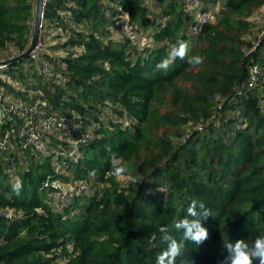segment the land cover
Here are the masks:
<instances>
[{
    "label": "trees",
    "instance_id": "trees-1",
    "mask_svg": "<svg viewBox=\"0 0 264 264\" xmlns=\"http://www.w3.org/2000/svg\"><path fill=\"white\" fill-rule=\"evenodd\" d=\"M149 1L156 11L148 0H46L42 31H63L68 55L57 63L42 52L37 60L29 57L0 70L5 95L18 103L42 100L44 110L66 115L79 132L96 135L81 145L77 162L65 159L61 169L75 180L51 162L64 158L0 157V264H155L167 247L160 227L183 243L182 258L189 264H221L229 242L251 243L264 234V81L249 84L250 68L264 65V37L248 54L244 47L252 45L242 39L251 27L245 18L264 0H199L196 12H210L208 6L216 4L221 9L195 36L189 33L194 15L185 12V0ZM124 13L136 35L150 31L152 45L140 48L130 37L115 38L112 31ZM35 18L36 0H0V58L1 51L13 50L8 60L27 51ZM177 40L188 43V56L176 59L166 73L156 71ZM195 55L202 63L189 64ZM41 60L52 64L54 78L41 72L31 85L29 70ZM4 76L21 81L24 90L16 91ZM105 112L116 116L108 125ZM198 121L203 129L195 125L181 141L180 131L168 129ZM12 125L8 120L3 129ZM61 143L54 137L48 147ZM113 153L128 165L127 187L116 180ZM16 178L22 181L19 195L13 191ZM48 178L85 181L88 192L89 182L102 187L59 212L52 189L45 187ZM79 199L87 200L83 208ZM194 199L212 214L202 222L209 238L200 245L184 241L173 228Z\"/></svg>",
    "mask_w": 264,
    "mask_h": 264
},
{
    "label": "built area",
    "instance_id": "built-area-1",
    "mask_svg": "<svg viewBox=\"0 0 264 264\" xmlns=\"http://www.w3.org/2000/svg\"><path fill=\"white\" fill-rule=\"evenodd\" d=\"M185 2V12L194 15V23L189 27V33L195 36L205 24L213 21L215 17L210 12H196L200 5L199 0H185ZM128 26L131 33L132 28L123 16L117 22L115 29L123 28L126 31V28L129 29ZM122 36L132 38L131 34ZM39 45L40 41L31 55L35 60L39 59L42 53ZM254 49L256 47L252 50ZM4 62L5 60L0 59V70L6 67ZM52 70V64L45 62L42 73L46 76ZM260 81H264V65H254L250 68L249 84L256 86ZM0 101L3 102L0 104V157L11 154L21 162L28 157L35 161L41 157H50L71 159L77 162L82 157L81 145L92 142L96 136L93 130L79 132V125L72 118L61 115L55 110H44L46 103L42 100L32 103H9L5 100L3 90L0 89ZM8 120H13V125L3 129V125ZM118 122L123 123V120L118 119ZM197 129L202 130L203 125H198ZM56 132L59 133L58 137ZM54 137L62 143L57 147L49 148L48 144H52ZM188 137L189 133L186 134L185 139ZM45 187L52 189L50 197L59 212H63L75 197H80L89 191V185L85 181L62 182L48 178Z\"/></svg>",
    "mask_w": 264,
    "mask_h": 264
},
{
    "label": "clouds",
    "instance_id": "clouds-1",
    "mask_svg": "<svg viewBox=\"0 0 264 264\" xmlns=\"http://www.w3.org/2000/svg\"><path fill=\"white\" fill-rule=\"evenodd\" d=\"M189 45L186 41L177 40L171 45L167 56L163 57L155 65L156 71L167 72L175 63L176 59H185L188 56ZM187 62L192 65L202 63L199 55L188 57ZM111 164L113 165L114 175L123 176L128 174L127 163H120L121 158L113 153ZM95 174L94 171L93 173ZM22 188V181L16 178L13 184V191L19 195ZM209 216H212L202 201L193 200L186 209V215L173 222V228L182 234L184 241H190L195 245H200L209 238V231L202 224ZM160 239L166 243L167 247L157 255L155 264H177V259L181 258L180 264H189L188 259H183V243L178 241L170 234L168 227L159 228ZM149 238L155 241L156 233H151ZM227 255L221 264H264V234L258 235L251 243L245 239L229 242L225 247Z\"/></svg>",
    "mask_w": 264,
    "mask_h": 264
},
{
    "label": "rangeland",
    "instance_id": "rangeland-1",
    "mask_svg": "<svg viewBox=\"0 0 264 264\" xmlns=\"http://www.w3.org/2000/svg\"><path fill=\"white\" fill-rule=\"evenodd\" d=\"M147 5L149 7H151V9H153L154 11H156L157 9L154 7V4L148 0ZM209 11L212 13L213 16H216L219 14L220 12V5L216 4V5H209L208 6ZM124 17H125V21H127L128 15L126 13H124ZM245 20L249 23V25L251 26L248 30L247 33L244 34V36L242 37V39L248 43H251V47H244V51L248 54L254 46H256L258 44V42L264 37L263 33H264V5L258 6L257 8H255V10L253 11V13L251 15H248ZM129 27V26H128ZM127 31V32H126ZM126 31L123 28L120 29H113V33L114 36L117 40L122 39V35L124 34H131L132 36V40L135 41V44L137 46L144 47V46H150L153 44V42L151 41V37H150V31L146 32V33H138L137 35L135 34V29L133 32L130 33L131 29L129 27V29L126 28ZM34 32V31H33ZM33 34V33H32ZM238 34V33H237ZM241 35V34H240ZM33 37V36H32ZM68 41V36L63 32L60 31L58 29L55 28H49V27H45V29L42 31L41 33V39H40V49L41 51L45 54L48 55L51 59H54L57 61V63H60V58L61 57H66L68 55L69 52H67L64 48L63 45ZM13 50H5V51H1V55L2 57L0 59L2 60H8V58H10L11 53ZM13 55V54H12ZM15 58V57H12ZM38 63V61H35V64ZM44 64L45 61L41 60L40 64ZM30 64L29 60L24 61L23 63V67L25 68V71L27 69V66ZM39 63L35 65V68L29 70V75L27 77L28 82L31 85H34L37 80L38 77L41 75L42 72V66ZM54 74H52V72L48 75H46V77L48 79H52ZM4 81H6L7 83H9L10 85H12L14 87V89L16 91H23L24 88L21 85V81H16L14 79H12L11 77L8 76H4L2 78ZM60 84V81H59ZM182 84H184L185 87L191 88L192 84L191 83H187V82H182ZM29 94H26L27 96H29L30 98H33V94L32 91L29 90L28 91ZM5 95V100L9 103H18V99L17 97L10 95L7 91H6ZM116 116L112 115L110 112L107 113H103V117H102V121L108 125L110 123V121L115 120ZM201 124V121H198L197 124L194 125H188L185 126L183 129H178L176 127H169L168 129H170V131L172 132H178L180 131V135L182 134V136H180V138H177V141H181V139L184 137V135L186 134V132L190 133L189 129H197V126ZM96 127V124L93 123L91 125V128L94 129ZM165 129H160L158 131V133L160 135H162L164 133ZM183 131V132H182ZM185 131V132H184ZM56 136H59V133L56 132ZM176 139V138H175ZM52 164L54 165V167H60L59 169L62 168L65 159H61V160H56V159H52L51 160ZM59 173H62L64 175H68L70 176L71 180H75L73 179V175L68 172L67 170L61 169L59 171ZM116 180L118 183H120L123 187H127L132 183V179L125 177V176H116ZM90 186H91V190L90 192H88V196H92L95 192H97V190H99L102 186H96L94 185L93 182H89ZM80 207H84L87 204V200L86 199H79L78 202ZM56 207V206H55ZM76 213L77 215L80 213V210H76V211H72V214ZM11 214V213H9Z\"/></svg>",
    "mask_w": 264,
    "mask_h": 264
},
{
    "label": "water",
    "instance_id": "water-1",
    "mask_svg": "<svg viewBox=\"0 0 264 264\" xmlns=\"http://www.w3.org/2000/svg\"><path fill=\"white\" fill-rule=\"evenodd\" d=\"M45 6H46V0H36V18H35L34 32L31 40V44L27 49V51H25L23 54L13 59L5 61L4 62L5 64H12L14 62H19L31 57L32 53L37 48L39 41L41 39L42 26L45 15Z\"/></svg>",
    "mask_w": 264,
    "mask_h": 264
}]
</instances>
